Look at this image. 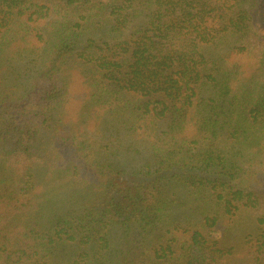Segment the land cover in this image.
<instances>
[{
	"label": "trees",
	"instance_id": "trees-1",
	"mask_svg": "<svg viewBox=\"0 0 264 264\" xmlns=\"http://www.w3.org/2000/svg\"><path fill=\"white\" fill-rule=\"evenodd\" d=\"M0 264H264V0H0Z\"/></svg>",
	"mask_w": 264,
	"mask_h": 264
},
{
	"label": "rangeland",
	"instance_id": "rangeland-1",
	"mask_svg": "<svg viewBox=\"0 0 264 264\" xmlns=\"http://www.w3.org/2000/svg\"><path fill=\"white\" fill-rule=\"evenodd\" d=\"M43 22L40 23V26L43 27ZM36 33H34V46H33V54L27 55L28 64H25V61H20L18 66L20 67L23 75L22 83L20 85L22 91H26L27 87L32 86L33 81L31 77L33 74H39L42 70L41 67V55H43L46 49H49L50 45L45 44L44 42L39 41L37 37H35ZM51 36L49 34L48 39L51 40ZM34 75V76H35ZM130 143L135 144L139 149H143L140 144H137L136 139H131ZM129 157V156H128ZM141 164V162H140ZM245 221L247 224H245ZM240 224V225H239ZM237 228L233 229L232 236L227 238V244L234 245L238 250L243 247V241L245 237L248 236L251 232L255 230L253 224H251L250 219L243 218L239 222Z\"/></svg>",
	"mask_w": 264,
	"mask_h": 264
}]
</instances>
